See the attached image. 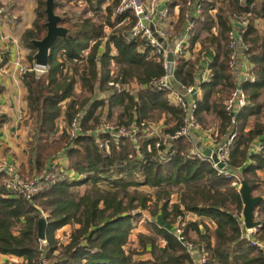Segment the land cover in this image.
Instances as JSON below:
<instances>
[{"label": "trees", "instance_id": "16d2710c", "mask_svg": "<svg viewBox=\"0 0 264 264\" xmlns=\"http://www.w3.org/2000/svg\"><path fill=\"white\" fill-rule=\"evenodd\" d=\"M44 1L36 0L32 26L22 34L31 61L35 50L31 39L46 31ZM84 1L89 4V16L61 15L58 23L68 31L52 43L47 64L41 71L31 64L22 73L25 118L29 117L28 132L32 133L29 171L42 178L49 172L56 175L27 198L6 188L7 175L0 170V253L22 256V264H262V248L245 236L237 182L244 179L251 190L256 170L264 166V140H256L264 134V122L256 119L264 115V97L259 99L264 91V36H259L253 20L264 16V0H228V11L205 0L203 18L196 20L185 49L192 53V44L200 42V30L206 32L201 39L214 49L207 65L209 76L201 82V94L194 102V115L199 122L201 112H213L219 119V138L227 131L230 117L223 102L236 86L234 71L226 65L225 35L232 16L250 12L242 41L253 79L239 84L247 102L233 113L235 134L224 170L201 154V144L191 134L169 137L182 124L183 112L168 100L166 89L153 85L164 72L161 58L149 53L141 39L122 38L125 25L115 24L123 14L111 16L114 4L102 7L106 0ZM212 7L214 11L208 12ZM181 12L182 8L176 20L179 27ZM100 16L105 21L93 18ZM197 57L198 52L177 57L172 71L177 82H193ZM112 65L117 66L115 73ZM62 103H66L64 109ZM115 108V124L126 128L127 134L115 141L109 132L90 131L106 119L102 114L109 118ZM152 109L165 116L155 134L143 129ZM63 114L65 126L57 137L52 136L56 119ZM76 115L80 130L70 135ZM57 153L66 156V166L53 163ZM141 185L151 187L152 193L140 191ZM149 206L153 207L149 213L158 212L164 223L144 220V230L136 231L131 240L130 229L137 226L141 209ZM188 212L208 217L211 230L201 218L187 220ZM42 213L47 224L45 238L40 240L36 223ZM252 219L256 224L250 235L264 241V195L254 204ZM66 224L71 228L63 240L56 230ZM191 248L203 260H193Z\"/></svg>", "mask_w": 264, "mask_h": 264}, {"label": "built area", "instance_id": "2783aa9c", "mask_svg": "<svg viewBox=\"0 0 264 264\" xmlns=\"http://www.w3.org/2000/svg\"><path fill=\"white\" fill-rule=\"evenodd\" d=\"M204 1L205 0H117V4L111 9L112 17L115 14H123L120 20L115 24V27H117L124 23L123 25H125V28L121 31V36L123 39H141L143 44L149 47V53H152L156 57L158 56L161 58L164 72L153 81V85L157 88L166 89L168 100L173 104L179 106V108H181L183 112L182 124L169 137L177 135H188L191 134L194 130L201 129V126L194 115V102L195 99L200 96L201 82L208 78L209 68L206 66L207 73L204 77L198 79L194 78L193 82L187 85H183L178 82L180 85L184 86V93L176 92L171 87L169 78L170 76L173 77L172 71L177 57H187L191 55V53H188L185 49H187V46L189 44V36L194 29L196 20H202L203 18ZM211 2L215 4V0H211ZM180 8H182L181 13L183 17V24L179 27V30L175 32L172 30L173 23L177 20ZM2 11L3 7L2 5H0V13ZM207 11L213 12L214 7H212L211 9H207ZM249 15L250 12H245L237 15L236 17L232 16L229 20L231 26L227 29L225 35V46L227 49L226 65L234 71L237 64H239L242 67V70L240 71V74L238 73L239 76H236V86L230 91L228 97H226L223 102L225 110L230 114L229 125L226 126L227 131L223 135L221 134L219 138H217V132L216 130H214L212 138H209L211 140H208L210 143L209 146L212 150H214L217 159L219 161H222L224 164L229 151V146L235 134L233 128L231 127V125L235 122L233 113L247 102V96L244 90L239 86V84L244 79H253L251 73L249 72L252 64L248 59V53L245 52L246 44H244V42L242 41V34L245 32ZM211 29L213 30V27H211ZM201 31L203 30L199 31V35ZM213 33H215V30H213ZM195 43H197V41L192 44L191 51ZM167 51H170L172 55L171 75L165 72V55ZM2 60L3 57L0 50V64ZM33 68H35V70L37 71H41L44 66L37 65L34 62ZM25 70L26 69H23L22 73ZM102 122L103 121L101 120V124L99 123L98 126L96 125L90 131L96 133L109 132L111 135V129L104 130L106 125ZM116 129V138H113L115 141L117 137H119V135L128 133V130L126 128H123L122 126H116ZM79 130V116L76 115L72 118V121L70 123L71 132L69 131V133L70 135H74ZM151 133L155 134L157 132ZM156 144L157 142H155V145ZM53 163L56 162H54L53 160ZM224 168L217 169L224 170ZM0 170H3L7 175V178L5 179L6 188L27 198L45 188L51 181L54 180V176L56 175L54 172H49L43 178L36 174H33L31 178H25L22 177L23 175L20 174L15 164L6 162L0 163ZM254 228L255 226L250 229H245L250 230L251 232L254 230ZM173 230L176 233L177 238L181 240L182 235L180 234L179 228L175 227ZM245 236L249 238L252 243L258 244L264 252L263 240H256L251 235L248 236L245 234ZM200 250H202V248ZM199 258V260H203V256L201 254H199ZM43 264L48 263L46 261H43ZM262 264H264V261Z\"/></svg>", "mask_w": 264, "mask_h": 264}, {"label": "crops", "instance_id": "0c3cea01", "mask_svg": "<svg viewBox=\"0 0 264 264\" xmlns=\"http://www.w3.org/2000/svg\"><path fill=\"white\" fill-rule=\"evenodd\" d=\"M23 1L20 4H14L12 1L5 7H3L5 3L1 1L3 11L0 13V50L3 57V62L0 66V110L2 116V123L0 125V162H14L19 165L25 164L26 157L24 154L26 132L23 127L26 112V86L22 80V70L34 64V61H31L28 57L30 48L23 42L22 34L27 28L32 26L35 17V6L31 8L30 0ZM29 9H33L34 13ZM259 17L260 19L255 21L257 32H261L257 27L263 16ZM199 43H195L190 55V57L195 56L198 52L194 69V78L197 79L205 76L207 73L206 66L214 54V49L211 45L204 44V46L200 47ZM238 65L234 70V74L237 77L242 70V67ZM204 131L203 128L197 129L191 135L198 143L210 147ZM256 140L263 141L264 135L261 134ZM54 162L61 166H66L67 158L64 154L57 153L54 156ZM185 218L187 220L201 218L207 222L209 230L212 228L211 220L208 217L197 216L194 213L188 212L185 214ZM153 219L161 224L164 223L160 220L158 212L154 214ZM167 226L172 227L170 224H167ZM136 227L144 230L140 225ZM63 233L66 234L68 232L64 231ZM188 234L191 238L196 237L195 233L191 230L188 231ZM245 234L249 236L250 230L245 229ZM210 240H212V237H210ZM24 261L22 256L11 253H0V264H22Z\"/></svg>", "mask_w": 264, "mask_h": 264}, {"label": "rangeland", "instance_id": "374dc122", "mask_svg": "<svg viewBox=\"0 0 264 264\" xmlns=\"http://www.w3.org/2000/svg\"><path fill=\"white\" fill-rule=\"evenodd\" d=\"M1 1L3 3H5V5L3 6V7H5L6 5L9 4V2L13 1L14 4H20L23 0H1ZM1 1H0V5H2ZM113 1L114 0H107V1H105L103 3H101L102 4L101 6L104 7L107 3H109L111 5L114 4L112 6V8H113L117 4V0H115V3H113ZM227 1L228 0H215V4L214 5L216 7L220 6L223 9V11H228V7L226 5ZM58 2L59 3L57 4V6H54V11L57 12L58 14L62 15V16H64V15H68V16H75V15L78 16L79 15V16H82V17L89 16L88 12H89L90 7H89V4L87 2H85L84 0H59ZM30 3H31V8H33L35 6V10H36V0H30ZM29 10H32V12L34 13L33 9H29ZM93 18L94 19H98L97 21H99V19H100V21L101 20L105 21V18L103 16L93 17ZM257 19H260V17H255L253 19L254 22ZM123 24L124 23H122L121 25H123ZM178 28H179V22L177 23L175 21L173 23V29L172 30L173 31L174 30H178ZM255 28H256V26H255ZM257 28H258L259 31H261V32H257L259 34V36H264V16L261 19V22L258 23V27ZM214 29H215V27L213 28V30ZM215 32H216V29H215ZM205 34H206L205 31H201L200 32V35H199V40H200L199 46L200 47L204 46V44L209 45V43L207 41L201 39V38H203V36ZM225 45H226V41H225ZM111 68H112V70L115 73L116 70H117V66L116 65H112ZM133 88H134L133 85H131V87L129 89L133 90ZM75 91L77 93L79 92L78 83L75 86ZM263 94H264V91H263V93H261L259 98L263 99V97H264ZM65 104L66 103H62L61 107L63 109L65 107ZM117 111H118V109H116V108L113 109L112 115L109 118H108V116L106 114H102V117L104 116V118H106L105 120H102L103 121L102 123H105V125H106L104 130H108V129L110 130L111 129V137L112 138H116L115 134L117 133L116 124H115V118L117 116ZM148 113H149V116H147V118H145V121H144L146 123L145 124L146 128H143V129H146L147 132H157V133H159V130L162 127V122H163V119H164L165 116H163L162 113H159L156 109L149 110ZM27 117L23 120V127H24V130L26 132L25 140H24V149H25L24 150L25 151L24 154L26 156L25 157V164H23L24 167L21 168V165H19L17 163H14V162H6V161H2V162L15 164L17 166L20 174L23 175L22 177L31 178L32 175L35 172H31L30 173L29 167H28V164H27V154H28V151L31 148V145L28 144V139L31 138V134H32V133L28 132V128H29L28 126H30L31 122L29 120V117L28 118ZM201 118H202V120L199 121V123L202 126V128H204V130H205L204 131L205 132L204 135L205 134H206V136L208 135L207 136V140H211L209 138H212L213 131L214 130H219V119L211 111L201 112ZM256 119L259 120V121L264 122V115L263 116L259 115V116H257ZM252 120H253V117L250 116L248 121L251 123ZM25 121L27 123H25ZM99 123L97 124V126L99 125ZM56 124L57 125H56V128H55V131L52 133V136H55V137H57L59 135V133L62 131L63 127L65 126L64 114H63V117H62V115H60V117L56 119ZM150 129H151V131H148ZM69 131H70V128H69ZM210 131H211V135H210ZM94 134H96V132H94ZM148 134H150V133H148ZM116 141H117V139H116ZM2 162H0V163H2ZM67 172H69L70 174H73L71 172V170H69V171L67 170ZM253 181L255 182V186L250 190V193L252 195H264V166L262 168L256 170V176L253 179ZM238 184H239V182H237V185ZM82 187L83 186H80L79 189H82ZM138 189L140 191L145 192L148 195H150V193H152V190H153L151 187H149L147 185H141ZM152 209H153L152 206H149V209H141V213L142 214L140 216V219H139L137 225H140V227H142L144 229V220L150 219V218L152 219L154 217V213H149ZM45 214L46 213H42L41 215H45ZM70 228H71L70 224L63 225L62 227H60V228H58L56 230V236L62 238L63 240L66 239L65 237L68 235V233L70 231ZM130 230H131V232H130L129 238H131V240H134L135 239V232L140 230V228L138 229V227H133ZM64 231H66L68 233L65 234V233H63Z\"/></svg>", "mask_w": 264, "mask_h": 264}, {"label": "water", "instance_id": "95a60500", "mask_svg": "<svg viewBox=\"0 0 264 264\" xmlns=\"http://www.w3.org/2000/svg\"><path fill=\"white\" fill-rule=\"evenodd\" d=\"M54 1L55 0H45L44 12L46 15L45 27L46 31L44 35L40 38H32L31 43L35 47L33 52V59L37 65L45 66L48 60V54L50 47L57 36H62L67 33L68 28L62 24H59L58 21L61 19V15L54 11ZM166 67L165 72L171 75V60L172 55L170 51L166 52L165 55ZM171 87L178 93H184V86L180 85L172 76L169 78ZM199 150L203 155L208 157L212 164L217 168H224L225 164L222 161H219L215 155L214 150L210 147L201 144L198 146ZM238 193L240 194V199L242 201L241 207V219L244 228L250 229L255 226V220L252 219V211L254 209V204L261 198V195H252L249 190V185L244 179L239 181L237 187ZM37 236L40 240L45 238V228H46V216L39 215L37 218ZM189 254L192 259L199 261V253L197 249L192 248L189 250Z\"/></svg>", "mask_w": 264, "mask_h": 264}]
</instances>
